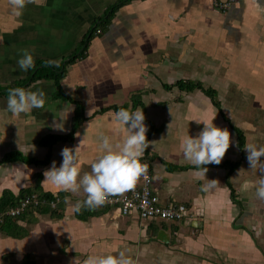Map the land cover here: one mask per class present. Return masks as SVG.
<instances>
[{
	"label": "crops",
	"instance_id": "crops-1",
	"mask_svg": "<svg viewBox=\"0 0 264 264\" xmlns=\"http://www.w3.org/2000/svg\"><path fill=\"white\" fill-rule=\"evenodd\" d=\"M0 2L5 3L0 31L28 36L0 41V67L2 56L7 58L0 73V208L5 198L18 203L40 197L37 207L0 224V264H83L89 255H116L121 249L135 264H264V199L256 195L264 172L258 166L245 171L247 153H236L233 141L222 162L206 165L207 177H200L181 147L189 134L198 135L203 121L215 118L217 126L230 128L223 101L230 87L263 86L264 0H246L227 12L214 0H113L107 7L108 0H27L22 14H13L18 24L11 12H1L13 11L10 0ZM118 2L107 32L89 41L93 22ZM92 3H99L103 14L87 15ZM87 40L88 46L82 45ZM23 49L34 55L32 75L33 68L23 71L18 65ZM38 61L62 76L35 79ZM166 65H187L199 74L201 87L169 91L162 81L169 77ZM202 83H213L215 95ZM14 87L43 89L44 106L12 114L7 97ZM121 107L143 108L152 143L142 160L161 204L186 207L183 220H143L138 211L125 215L107 203L76 211V202L87 196L82 189L73 193L43 182L52 162H62L61 150L82 139L81 175L91 172L102 152L101 135L118 141L128 134L115 119ZM71 133L72 140L51 149L42 144L48 135ZM238 146L243 151L244 144ZM207 178L219 181L205 192L201 185Z\"/></svg>",
	"mask_w": 264,
	"mask_h": 264
},
{
	"label": "clouds",
	"instance_id": "clouds-1",
	"mask_svg": "<svg viewBox=\"0 0 264 264\" xmlns=\"http://www.w3.org/2000/svg\"><path fill=\"white\" fill-rule=\"evenodd\" d=\"M10 2L13 13L20 16L27 0H10ZM17 62L23 71L35 67L34 55L28 49L22 50V55ZM49 63H55V61H49ZM45 99L46 93L43 89L10 88L7 97V110L14 115L29 113L34 108L43 107ZM115 119L125 126L128 134L118 141L108 134L101 135L99 147L102 152L92 162L91 172L81 175V148L84 139L74 147L65 146L61 150L63 160L59 166L56 161H53L51 167L44 172L45 180L43 182H50L64 191L73 193L82 189L87 194L84 200H78L74 205L76 211H80L81 207L96 208L101 206L110 194L124 193L133 189L142 178L146 179L148 176L149 165L142 160V157L152 141L147 138L149 126L145 122L146 116L143 108L137 107L130 110L121 107L115 113ZM214 119L203 121L204 127L198 135L191 136L189 134L181 144L184 158L196 166L194 170L200 177H205L209 171L206 165L222 162L233 143L230 131L217 126ZM52 126L63 129L58 123ZM79 135L80 133H77V136ZM245 148L249 168L256 169L259 166L261 172H264V146L247 144ZM218 181L207 178V183L202 184L201 188L205 192L212 190L217 187ZM258 184L256 195L264 199V179H261ZM243 187L247 189L249 182L246 181ZM126 253V249H121L116 255H89L84 259L83 264H135L133 258Z\"/></svg>",
	"mask_w": 264,
	"mask_h": 264
},
{
	"label": "rangeland",
	"instance_id": "rangeland-1",
	"mask_svg": "<svg viewBox=\"0 0 264 264\" xmlns=\"http://www.w3.org/2000/svg\"><path fill=\"white\" fill-rule=\"evenodd\" d=\"M44 1V0H43ZM73 2H77V0H72ZM82 0H79L78 3H80ZM88 1V0H87ZM102 2H104L105 0H101ZM113 2V0H108V3L106 5L109 6L111 3ZM77 4V3H76ZM93 4V3H92ZM5 3H1L0 2V6L4 7ZM105 9H103L102 7H100L99 3H94L93 7L91 6L89 8V11H86L87 15H94V14H103V11ZM4 14L9 15L8 13L11 12L12 17H14V13L13 11H1ZM3 18V17H2ZM16 18V17H14ZM17 19V18H16ZM7 20V18H6ZM93 20H91L92 22ZM10 23L15 24L14 19H10ZM19 23V20L17 19V24ZM3 25H0V28H2ZM1 30V29H0ZM26 30V29H25ZM2 31V30H1ZM0 31V41H4V39H6L7 37L11 40H18L17 42H19L23 36H25V38L27 39L28 36L24 35L23 32L20 31H14V30H10L8 33H2ZM56 32V30H54L52 33ZM61 35L59 32H57L56 36ZM31 49H33V47H31ZM1 50V49H0ZM63 50H66L65 48ZM3 53L0 51V55H2ZM3 59V63L1 65L0 73L3 72V66H7V58L5 56H2ZM203 60V59H202ZM1 62V61H0ZM176 65V64H175ZM182 66H184L185 68H187L186 70L182 68ZM180 65V67H173V65H169V66H163L165 69V73H169V77L162 79L163 84L167 86V88L169 89V91H181L178 87L179 82L181 81H185V82H194V83H198V80L195 77H199L194 70L192 71V69H189L187 65ZM207 67L208 64L206 65ZM179 70H185V72H179ZM3 74V73H2ZM166 75V74H165ZM183 75H185V77H183ZM203 82V81H202ZM201 83V82H199ZM262 85H256L252 88H250V90L244 91L241 88L238 89H234L230 87V91L228 92V94H226L225 98H224V103L225 105V114L231 119L227 122H225L226 125H229L231 129L232 126L237 127L239 130H241L246 139H245V145H244V149L243 151L240 150V146L241 142H237V140H239L240 138H238L237 134L235 133L234 130H232L233 132L231 133L232 135V139L233 141H235L237 147L234 146V148L238 149L236 153H240V154H245L247 153V150L245 148V146L247 144H255L257 146H264V80L261 81ZM204 89L208 90L210 89L212 85H214L213 83L209 84V83H202ZM238 86V85H236ZM227 91V90H226ZM182 93V91L180 92ZM176 96V97H175ZM175 98H178V94L174 95ZM171 102V101H170ZM220 116V115H219ZM228 127V129H230ZM235 149V151H236ZM259 167V166H258ZM249 163H247V166L245 168V171L248 170V173H250L249 170ZM39 205V204H38ZM38 205H35V207H37ZM55 206V205H53ZM31 208H28L26 210H24L20 215H18V217L22 216L25 212L29 211ZM250 257H253V253H250ZM256 257H259V255Z\"/></svg>",
	"mask_w": 264,
	"mask_h": 264
},
{
	"label": "built area",
	"instance_id": "built-area-1",
	"mask_svg": "<svg viewBox=\"0 0 264 264\" xmlns=\"http://www.w3.org/2000/svg\"><path fill=\"white\" fill-rule=\"evenodd\" d=\"M246 0H214L217 9L222 12L234 4L242 3ZM153 177L148 169L147 178H142L133 189L125 195H109L106 202L110 206H120L123 214L128 215L132 211H138L143 220L160 219L166 221L183 220L187 211L184 205L177 207H168L161 204L158 195L154 192ZM40 203L38 195H29L23 198L18 205L0 214V224L4 223L7 218H14L20 215L24 210L34 207Z\"/></svg>",
	"mask_w": 264,
	"mask_h": 264
},
{
	"label": "trees",
	"instance_id": "trees-1",
	"mask_svg": "<svg viewBox=\"0 0 264 264\" xmlns=\"http://www.w3.org/2000/svg\"><path fill=\"white\" fill-rule=\"evenodd\" d=\"M121 2H123V1H121ZM119 7H120V3L119 2L116 3V4H114V5H112L103 16L99 17L98 19H96L93 22V24L91 26L92 27L91 28L92 33L90 34L91 36L89 38V41L93 37L103 35V34H105L107 32V30L109 29V26H110V24L112 22V19L114 18V16H115L116 12L118 11ZM85 43L88 46V44H89L88 43V40L85 41V42L83 41V44L82 45L85 46ZM76 52H78V51H76ZM43 64H44L43 61H38L37 62V67L38 66H41V65L42 66H41L40 69L37 70V72L35 74V77H34L35 79H41V78H45V79L55 78V79H58V78H60L62 76V74L60 75V74L57 73V70H59L58 68H56L54 66H48L47 67V66H44ZM35 70H36V68H35ZM35 70L33 68L31 70L30 75H32ZM178 87H179V89L181 91L192 92L196 88L201 87V85L198 84V83H194V82L192 83V82H189V81L188 82H185V81L184 82L183 81L181 82L180 81ZM58 88H60V87H58ZM0 89H1V87H0ZM207 93L210 96L215 95V92L213 90H210V89H208ZM2 94H4V93H2ZM216 102L218 103L217 100H216ZM76 104H77V107H78L79 106V103L76 102ZM135 104H136V102H135ZM227 120L229 121L231 119L228 117ZM76 123H77V121L75 122V126L74 127H76ZM232 128L235 131V133L237 134L238 138H240L239 139V142H241V145H243V144L245 145V139H246V137H245L244 133L241 130H239L237 127H235V126H232ZM73 134L74 133H71L68 136L48 135V136H46L44 138V140L42 141V144L45 145V146H48L51 149L55 144H57L60 141H69V140H72L73 139ZM48 156L50 157L51 156V153H49ZM12 157H14V155L10 156V159ZM46 198H49V200L51 199V197H47V196H46ZM1 203L2 204H1V208H0L1 210H0V212H2V211L5 212V211H7V210H9V209H11L13 207H15L16 204H17V202H15L13 200H10L9 198L3 199V201ZM40 208H42V207H40ZM11 220L9 218L7 219V221H11Z\"/></svg>",
	"mask_w": 264,
	"mask_h": 264
}]
</instances>
